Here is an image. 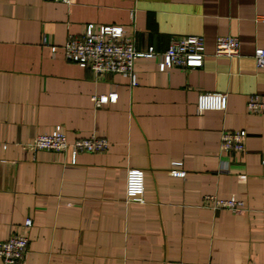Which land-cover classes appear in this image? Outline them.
Returning a JSON list of instances; mask_svg holds the SVG:
<instances>
[{"label":"crops","instance_id":"0c3cea01","mask_svg":"<svg viewBox=\"0 0 264 264\" xmlns=\"http://www.w3.org/2000/svg\"><path fill=\"white\" fill-rule=\"evenodd\" d=\"M260 16L264 0H0V241L25 234L23 264H264V113L245 105L264 99ZM86 24L124 26L157 55L172 36L199 35L203 63L161 71L140 56L134 81L96 76L64 58ZM218 35L238 37L240 55L215 56ZM202 91L225 92L224 109L199 112ZM55 125L69 142L97 132L108 147L74 161L23 147ZM233 129L244 149L222 151ZM128 168L144 171V204L126 198ZM209 193L244 208L212 209Z\"/></svg>","mask_w":264,"mask_h":264},{"label":"built area","instance_id":"2783aa9c","mask_svg":"<svg viewBox=\"0 0 264 264\" xmlns=\"http://www.w3.org/2000/svg\"><path fill=\"white\" fill-rule=\"evenodd\" d=\"M68 1V0H62ZM264 17V16H260ZM54 49V48H53ZM64 58L88 67L96 76L107 73L127 75L134 81L133 66L140 56L156 60L159 70L171 67L197 68L203 63L205 56L203 38L199 35L172 36L165 50L157 55L152 47L146 51H138L134 47L133 39L127 33V28L121 25L86 24L79 35H68L63 46ZM215 56H239V39L233 35H218L215 39ZM252 57L258 68H264V48L256 47ZM115 93L92 96L96 105L114 98ZM225 92L202 91L196 96L195 106L199 112L207 110L221 111L224 109ZM246 110L251 114L264 113V99L258 94L246 98ZM246 132L241 129L225 130L220 133L219 146L222 151H242ZM108 139L102 134L93 132L88 136L79 137L69 142L61 125H55L47 131L35 135L30 141L22 145L29 150L48 149L54 152H67L74 161L79 152H102L108 147ZM264 163V157L262 158ZM174 176H184L181 169H170ZM144 171L140 168H128L125 174L124 192L127 200L144 204ZM203 202L212 209L226 208L240 211L243 201L236 196L221 197L217 194H204ZM25 225L31 224L26 219ZM28 237L23 233L13 232L0 241V264H23L27 252Z\"/></svg>","mask_w":264,"mask_h":264}]
</instances>
